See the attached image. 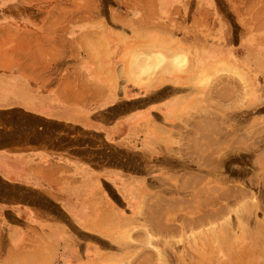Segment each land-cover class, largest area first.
I'll list each match as a JSON object with an SVG mask.
<instances>
[{"label":"crops","instance_id":"0c3cea01","mask_svg":"<svg viewBox=\"0 0 264 264\" xmlns=\"http://www.w3.org/2000/svg\"><path fill=\"white\" fill-rule=\"evenodd\" d=\"M149 1L164 22L177 15L181 22L186 8L195 7L196 15L209 17L211 24L233 26L223 35H213V41L197 53L194 62H188V70H184L185 60L180 66L183 73L157 78V71L132 82L119 75L120 69L128 70L126 64L121 68L119 57L128 45L152 41L139 35L126 40L120 35H68L73 58L70 80L93 89L89 96L85 92L78 97L58 90L34 91L0 76V264H70V250L81 262L88 257L87 250L101 258L94 247L70 240V225L97 237L123 232L125 224L122 227L120 223L131 219L138 206L134 200L139 181L124 169L116 153L132 148L140 135L144 143L155 144L156 136L165 134L168 124L196 130L204 117L218 123L219 109L225 102L220 104L218 92L207 81L219 72L233 74L242 85V95L233 97L228 84H235V77L226 78L227 91L223 87L222 95H231L227 105L233 102L229 108L222 106L226 119H234L235 106L241 103L237 112L242 113V134L251 125L264 134V36L246 28L254 23L249 15L260 7V0ZM252 14L255 18L257 12ZM37 36L51 41L49 46L58 44L55 35ZM88 41H96L110 54L109 59L102 54L94 60L100 70L95 78L83 67ZM209 50L211 60L222 63L208 70L204 63L209 59L202 54ZM77 53L81 55L78 64L74 60ZM252 73L257 89L251 96L246 83ZM17 79L25 85L23 79ZM248 95L249 101L243 103V96ZM239 96L245 99H237ZM107 97L111 101L102 104ZM242 259L243 264H264V251L252 249Z\"/></svg>","mask_w":264,"mask_h":264},{"label":"rangeland","instance_id":"374dc122","mask_svg":"<svg viewBox=\"0 0 264 264\" xmlns=\"http://www.w3.org/2000/svg\"><path fill=\"white\" fill-rule=\"evenodd\" d=\"M155 10L153 2L149 0H0V69L3 70L0 72V76L9 81L14 79L13 83H18L34 91L49 92L58 90L62 94L78 97H83L85 92L89 96V94L91 95L95 92L93 89L77 85L76 81L70 80V62H72L73 58H70V42H67L68 35H121L125 40L128 37L130 39L133 35H139L142 38L148 39L147 42L152 41L150 44L158 45L157 50L154 49L155 51L162 52L165 48H172L171 51L176 56L182 55L186 61L194 62L197 53L213 41V35H223L229 27L233 26L228 23L211 24L208 21L210 20L209 17L196 15L198 9L195 7L186 8V17L181 18V22H178V15L172 17L169 22H164L156 14ZM226 11L227 9L225 8L224 12ZM254 11L257 12L255 18L252 14ZM249 16L253 17L254 23L246 25V28L248 30L253 29V32L264 36V0H260V7L253 9ZM242 26L244 25H240V27ZM37 35H42V38H45L44 35H55L54 38L59 39L58 42H55L58 44L57 46L55 45L56 47L49 46L47 44L52 43L51 41L42 40ZM93 43H96V41H93ZM159 45L163 46L164 49H160ZM75 46L80 48L78 44ZM78 52L81 53V51ZM203 54H207L209 58L204 63L205 68H212L210 67V62L215 63V65L217 64L215 61L222 63L220 59L211 60V50ZM74 60L77 64L81 62V55L77 53ZM83 67L88 72L91 71L90 77L92 78L94 70L92 68L94 66L91 64ZM204 73L207 72L205 71L202 74ZM253 75L254 73H252L251 81L246 83V85H250L248 89L251 91V96L257 89V83L254 81ZM17 77L23 79L25 85ZM227 77L235 76L231 73L219 72L218 75L210 77V80L207 82L209 85L210 82L211 84L213 83L215 92H219V89L226 86ZM222 78L225 79L223 80ZM239 84L241 82L236 77L235 84H228L230 89L232 86L233 97H236V93L240 95V87L242 85L239 86ZM220 92L222 93V90ZM243 97L246 98L243 101H249V95ZM110 101L109 97H107L102 104L109 103ZM219 101L220 104L227 103V99H222V96ZM242 106L241 104L235 106L234 119H226V115L223 112L224 108L219 109L218 123L214 119L210 120L208 117V120L204 117L206 119H203L202 126L204 128L202 127V131L199 130L201 134L198 132L196 135L195 130L189 126L181 129V127L172 128L168 124L167 127L169 128L165 130V134L161 133L156 136L155 144L144 143L142 141L143 137L141 138L140 135L139 142L134 143L131 146L132 148H124L122 153L117 152V160L121 158L124 169L128 172H133L139 181L137 198L134 200L139 205L137 207L138 210L134 211L140 212L141 209V212L137 214L131 211L132 213L134 212L131 216L133 223L129 224L126 222L124 226L125 233L122 232L120 234L113 231L112 235H108L107 237L80 233L70 225V240L76 244L81 245L84 243L94 247L102 260L107 261L104 264H243L241 261L245 252H249L252 249L257 253L264 251V183H262L264 182V134L262 133L263 131L251 125L250 129H248L249 127H245V132L248 136L244 134L242 137L243 134L241 132L244 128L241 118L242 113L237 112ZM207 122L214 123L210 125L211 123L208 124ZM205 125L207 128L209 127V130L205 129ZM198 134L200 135L198 136ZM197 136L198 138H196ZM239 136L241 137L239 138ZM201 137L202 139H200ZM227 137L229 138L225 139ZM205 138L208 139L206 140ZM190 139L193 144L196 143L195 146L192 145ZM196 139L199 140L198 143L201 144L202 151H204L202 153L203 157L201 154L198 155L201 151H193L194 154L192 155L191 150L193 146L196 147L197 145ZM226 141H228V144ZM185 145L188 146L184 147ZM209 145H211L212 149ZM186 148L191 153L187 152ZM210 149L215 151H208ZM228 149L231 151L228 152ZM205 150L209 153L207 154ZM188 154L192 155L191 157H196L195 154L201 156L199 158L202 159L201 161L199 159L198 163H202L203 167L204 161H206V164L208 161H213L211 163L208 162L209 168L211 164H213V167L209 169L208 164L207 167L205 164L206 168L200 165L198 168L196 163L193 162V164L191 162V159L195 157L190 159ZM207 157H210L211 160H208L209 158ZM215 157L217 158L216 160ZM220 158L222 162L219 160ZM179 160L185 161L188 167L178 166ZM215 161H217V164H215ZM217 166L220 168L218 169ZM201 173H203V178L206 177L205 180H202ZM208 173L213 177L207 176ZM224 176L227 177V180ZM228 179L231 182L228 183ZM224 180L226 181L224 182ZM197 181L203 182L201 183L202 186L203 184H206L207 187L211 185L217 186V188L215 187L217 191L214 197L216 199L213 202L214 205H217H213V209H217L218 213L214 211L215 214L212 219V225L214 224V226H210L208 224L209 221L206 222V211L210 207V205L205 206V204H209L206 199L207 195L202 196L205 203L201 199L203 208L200 209L205 212V214L202 212L204 220L198 223V226L196 222L195 224L193 223V217L202 218L200 210L199 213H196L198 212V210H195L196 200L193 199L194 203L191 202L193 201L191 195L195 189L193 186L198 183ZM209 181H213V183L207 185ZM228 186H232L233 189L230 190V187L228 191L226 190L228 193H224V189L228 188ZM239 187L240 189H238ZM243 191L246 193L245 196H243ZM220 192L221 196H223L222 198L219 196ZM235 194L237 196L234 197ZM158 197H161L159 198L161 200ZM224 197L226 199L229 197V200L224 199ZM246 199L250 200V202ZM227 203L230 204V207ZM222 209L223 211H221ZM144 211L148 213H144ZM187 211L189 212L186 213ZM163 212L165 217L162 215ZM141 213L143 218L140 217L142 216ZM146 213L149 214V218H153L149 219ZM216 214L221 218L219 219ZM145 216L151 222L147 221ZM156 222L160 225H157ZM204 222L207 224H202ZM158 226H161V229ZM149 227L151 230L153 228L155 230L158 229L156 231L153 229V234H151V230L147 234ZM211 227H214L215 230ZM159 230L162 231L159 233ZM209 230L213 231L210 232ZM131 232L134 233L132 234ZM126 233H129L127 239L124 237ZM143 233L145 234V239ZM155 233L156 236H154ZM113 234H115L114 238ZM70 253L73 252L70 250ZM142 253L144 256L141 255ZM142 256L144 259L141 258ZM85 262L86 260L80 261L81 264H86Z\"/></svg>","mask_w":264,"mask_h":264},{"label":"bare ground","instance_id":"6f19581e","mask_svg":"<svg viewBox=\"0 0 264 264\" xmlns=\"http://www.w3.org/2000/svg\"><path fill=\"white\" fill-rule=\"evenodd\" d=\"M262 13V12H261ZM147 32V31H146ZM150 32V31H149ZM104 33V32H103ZM145 33V32H144ZM135 34V33H134ZM121 36V35H120ZM138 36V35H137ZM136 36V37H137ZM135 37V38H136ZM140 37V36H139ZM122 38V37H121ZM141 38V37H140ZM143 39V38H142ZM124 40V39H123ZM136 40V39H135ZM124 42V41H123ZM126 42V41H125ZM140 42V41H139ZM143 42V41H142ZM128 43V42H127ZM101 44V43H100ZM132 44V43H131ZM163 45V44H162ZM101 45H99V44H97V43H93V42H88L87 43V47H84V48H86V57H87V60H86V63L84 64V66L85 67H87V66H89V65H93L94 66V64H93V62H94V60H96L97 58H100L101 57V55L103 54V56H105V57H108V59H109V56L108 55H110V54H108V50L106 51V50H102L101 49V47H100ZM158 46V45H157ZM157 46H155L154 44H150V43H146V44H139V43H135V44H132V45H128L126 48H125V51L123 52V54L119 57L120 59H121V61H123L122 63V66H121V68H124V65L126 64V66H127V68L126 69H128L127 71L125 70V68L123 69V70H119V75L121 76H123L124 77V80H125V82H129V81H135V80H138V79H141V78H143V77H149V76H152V75H155V74H153V73H155V72H157V71H159L157 74H158V76H157V78H160L162 75H165V74H170V73H174V72H180L181 71V69H180V66L181 65H183L182 63H184V61H185V57H181V56H176V54H173L172 53V51H171V49H169V48H165L164 49V47L163 46H161V45H159V47H160V49H164V51H155L154 49H156L157 48ZM166 46V45H165ZM102 50V51H101ZM172 53V54H171ZM203 56H205V57H207V54H203ZM187 57V56H186ZM208 58V57H207ZM209 59V58H208ZM189 62V60L187 61V62H185V64L186 63H188ZM216 63H220V62H218V61H215ZM98 63V62H97ZM96 63V64H97ZM95 64V65H96ZM210 64V67H213V66H215V63H209ZM121 65V64H120ZM100 66V65H99ZM187 66H191L189 63L187 64V65H185V69L184 70H188L189 69V67L187 68ZM118 68V67H117ZM183 68H184V66H183ZM219 68V67H218ZM92 69H94L93 70V73H92V78H95L98 74H99V72H100V70H99V68H97L96 66H94ZM101 69V68H100ZM180 69V70H179ZM208 69V68H207ZM118 70V69H117ZM209 70V69H208ZM218 70V69H217ZM216 70V71H217ZM99 71V72H98ZM180 73H183V71L182 72H180ZM185 73V72H184ZM213 74V73H212ZM118 75V76H119ZM99 76V75H98ZM117 76V77H118ZM141 76V77H140ZM215 76V75H214ZM154 77V76H153ZM202 78V77H201ZM203 79V78H202ZM120 80V79H119ZM204 80V79H203ZM202 80V81H203ZM210 79H208V81H209ZM107 81H108V78H107ZM110 81V80H109ZM112 81V80H111ZM205 81V80H204ZM213 82V81H212ZM124 83V82H123ZM151 83V82H150ZM120 84H121V82H120ZM200 84V83H199ZM211 84V83H210ZM111 85H113L112 83H110V86ZM153 85V84H152ZM212 85H213V83H212ZM108 86V85H107ZM121 87V86H120ZM227 87V86H226ZM226 87H225V89H226ZM205 88H206V86H205ZM221 88V87H220ZM241 88V87H240ZM243 88H244V86H243ZM179 89V88H178ZM212 89V88H211ZM231 89H232V86H231ZM230 89V90H231ZM109 90H111V88L109 89ZM172 90V89H171ZM180 90V89H179ZM218 90V89H217ZM220 91L221 90H223L222 88L221 89H219ZM167 91H168V89H167ZM173 91V90H172ZM176 91V90H175ZM219 91V92H220ZM227 91V89L225 90V92ZM238 91V90H237ZM242 91V90H241ZM206 92V91H205ZM204 92V93H205ZM218 92V91H217ZM218 92V93H219ZM234 92V91H233ZM175 93V92H174ZM207 93V92H206ZM221 93V92H220ZM230 93H232V92H230ZM162 94V93H161ZM176 94V93H175ZM222 94V93H221ZM220 94V95H221ZM234 94V93H233ZM237 94V93H236ZM244 94V93H243ZM199 95V94H198ZM220 95H217V96H220ZM227 95H229L228 93H227ZM241 95H242V93H241ZM211 97H212V95H210ZM221 96H224V95H221ZM220 96V97H221ZM226 96V95H225ZM225 96L224 97H222V98H225ZM231 96V95H230ZM230 96L228 97L227 96V98L226 99H228V98H230ZM238 96V95H237ZM199 97V96H198ZM202 97V96H201ZM205 97H207L206 96V94H205ZM209 97V96H208ZM195 98L197 99V97L195 96ZM219 98V97H218ZM233 98V97H232ZM240 99H245V98H241V97H239ZM202 99V98H201ZM208 99V98H207ZM220 99V98H219ZM235 99V98H234ZM233 99V100H234ZM238 99V98H237ZM229 100V99H228ZM197 101V100H196ZM199 101H200V99H199ZM215 101V100H214ZM231 101V100H230ZM239 101V100H238ZM218 102V101H217ZM229 102V101H228ZM236 101H234V103H235ZM216 103V102H215ZM214 103V104H215ZM219 103V102H218ZM217 103V104H218ZM243 103H244V101H243ZM231 104H233V102H231V103H229V105H231ZM241 104V103H240ZM224 105V104H223ZM223 105H221V108H222V106ZM225 105H227V104H225ZM224 105V106H225ZM229 105H227V107L229 108V107H231V106H229ZM235 105V104H234ZM218 106V105H217ZM220 106V105H219ZM233 106V105H232ZM197 109V108H196ZM206 110H209L208 108L206 109ZM188 111V110H187ZM213 112V111H212ZM195 113V112H194ZM193 113V114H194ZM188 115V114H187ZM195 115V114H194ZM190 116H192L191 114H190ZM196 116V118H197V115H195ZM185 118V117H184ZM190 118V117H189ZM195 118V119H196ZM192 119V118H191ZM201 119V118H200ZM205 119V118H204ZM206 119H208V118H206ZM205 119V120H206ZM204 120V121H205ZM209 120V119H208ZM207 120V121H208ZM211 120V119H210ZM213 120V119H212ZM188 121V120H187ZM200 121V120H199ZM201 121H203L202 119H201ZM214 121H216V120H214ZM196 123H198V121H196ZM203 123V122H202ZM205 123H206V121H205ZM208 124L209 123H211V122H207ZM212 123H214V122H212ZM210 124V125H213V124ZM216 124V123H215ZM186 125V124H185ZM193 125V124H192ZM191 125V126H192ZM209 125V126H210ZM196 126V125H195ZM206 126V125H205ZM197 127H201V129L200 128H198V129H200V131H202V125L201 126H197ZM197 127H196V130H198L197 129ZM194 128V127H193ZM204 128V127H203ZM209 128V127H208ZM207 128V126H206V128L205 129H208ZM210 128H211V126H210ZM214 128H215V126H214ZM196 130H195V133H196V135H197V132H196ZM209 130V129H208ZM207 130V131H208ZM217 130V129H216ZM233 130V129H232ZM187 131V130H186ZM199 131V133L201 134V132ZM206 131V132H207ZM212 132V131H211ZM217 132V131H216ZM242 133V132H241ZM255 133V132H254ZM184 134V133H183ZM200 134H198V136L200 135ZM204 134V133H203ZM212 134V133H211ZM214 134H215V130H214ZM189 135V134H188ZM190 135H192V134H190ZM194 135V134H193ZM209 135V134H208ZM245 135H247V134H245ZM179 136V135H178ZM185 136H187V135H185ZM198 136L196 137V138H198ZM206 136V135H205ZM217 136V135H216ZM244 135H242V137H243ZM248 136V135H247ZM40 137V136H39ZM184 137V136H183ZM218 137V136H217ZM241 136H239V138H240ZM246 137V136H245ZM174 138V137H173ZM203 138H204V136H203ZM211 138V137H210ZM229 137H227V138H225V139H228ZM189 139V138H188ZM200 139H202V137L200 138ZM206 140L208 139V138H205ZM212 139V138H211ZM210 139V140H211ZM249 139V138H248ZM187 140V139H186ZM206 140H204V141H206ZM215 140V139H214ZM218 140V139H217ZM231 140V139H230ZM195 141V140H194ZM190 142L192 143V141H191V139H190ZM195 142H197V145H196V147H194L195 146V144H193L192 143V145H194L193 146V148H192V150H191V147H190V150L192 151V155L194 154V152L193 151H197V152H200V153H198V155L199 154H201L202 155V153L204 152V151H202L203 149H202V147H201V144H199L198 142H199V140L198 139H196V141ZM211 142V141H210ZM210 142H209V144H210ZM227 142V144H228V141H226ZM260 142V141H259ZM202 143V142H201ZM220 143V142H219ZM223 143V142H222ZM205 145V147H206V143L204 144ZM256 145H257V143H256ZM186 146H188V145H185L184 147H186ZM190 146V145H189ZM203 146V145H202ZM211 145H209V147H210ZM218 146V145H217ZM230 146V145H229ZM251 146V145H250ZM254 146V145H253ZM222 147V146H221ZM249 147V146H248ZM211 148V147H210ZM225 148V147H224ZM234 148V147H233ZM187 149V148H186ZM205 149V148H204ZM207 149V148H206ZM212 149V148H211ZM208 150V151H215V150ZM221 149V148H220ZM235 149V148H234ZM177 150V149H176ZM235 150H237V149H235ZM241 150V149H240ZM206 151V150H205ZM231 151V150H230ZM229 151V149H228V152H230ZM242 151V150H241ZM248 151V150H247ZM250 151V150H249ZM133 152V151H132ZM187 152H190V151H188V149H187ZM182 153V152H181ZM191 153V152H190ZM196 153V152H195ZM206 153H207V151H206ZM205 153V154H206ZM209 153V152H208ZM207 153V154H208ZM178 154V153H177ZM176 154V155H177ZM218 154V153H217ZM228 154V153H227ZM226 154V155H227ZM240 154V153H239ZM130 155V154H129ZM189 155V154H188ZM192 155H189V158L191 159V158H193V157H195V156H193V157H191ZM196 155V157H197V159H196V157L194 158V159H191V162L193 163H196V165H197V167L199 168V165L200 166H202L203 167V165H201V164H199L198 163V160L200 159L199 157H201V156H198L197 154H195ZM214 155H216V154H214ZM229 155V154H228ZM184 156V155H183ZM182 156V157H183ZM204 155H202V157H203ZM207 156V155H206ZM209 156V155H208ZM186 157V156H185ZM224 157H225V155H224ZM181 158V157H180ZM207 158H209L208 160H211L210 159V157H207ZM212 158V157H211ZM159 159V158H158ZM182 159V158H181ZM185 159V158H184ZM189 159V160H190ZM202 159V158H201ZM201 159H200V161H201ZM217 158L215 157V160H216ZM226 159H227V157H226ZM165 160H166V158H165ZM183 160V159H182ZM186 160V159H185ZM193 160V161H192ZM203 160H204V158H203ZM205 160H207V159H205ZM213 160H214V157H213ZM220 161H221V158L219 159ZM230 160V159H229ZM259 160V159H258ZM257 160V161H258ZM171 161V160H170ZM163 162V161H162ZM205 162V163H204ZM203 162V164H204V167L203 168H206L207 167V164H208V168H209V163H211V162H213V161H211V162H207V164H206V161H204ZM216 162V163H215ZM214 163L215 164H217V161H215ZM222 162V161H221ZM236 162V161H235ZM262 162V161H261ZM174 163H175V161H174ZM177 163V162H176ZM193 163V164H194ZM179 164V165H178ZM178 166H185V167H188V164L187 163H185V161H178ZM191 164V163H190ZM205 164H206V167H205ZM263 164V163H262ZM213 164H211V167H213L212 166ZM220 165V164H219ZM257 165V164H256ZM192 166V165H191ZM262 166V165H261ZM195 167V166H194ZM211 167L209 168V169H211ZM214 167H215V165H214ZM223 167H224V165H223ZM233 167V166H232ZM260 167V166H259ZM217 168H218V166H217ZM220 168V167H219ZM218 168V169H219ZM262 168V167H261ZM209 169H208V171H209ZM194 170V169H193ZM215 170V169H214ZM207 171V172H208ZM212 171V170H211ZM219 172V171H218ZM217 172V173H218ZM231 172V171H230ZM262 172V171H261ZM212 173V172H211ZM214 173V172H213ZM221 173H222V171H221ZM236 173V172H235ZM242 173V172H241ZM202 174V178H203V173H201ZM210 173H208V175L207 176H210L211 177V174L209 175ZM215 174V173H214ZM218 174H220V173H218ZM245 174V173H244ZM196 176H199V175H197V174H195ZM206 175V174H205ZM221 175V174H220ZM219 175V176H220ZM193 176V175H192ZM214 176H217V175H214ZM222 176V175H221ZM230 176V175H229ZM228 176V178L230 179V177ZM200 177V176H199ZM213 177V176H212ZM211 177V178H212ZM225 177V176H224ZM233 177V176H232ZM240 177V176H239ZM263 177V176H262ZM196 178V177H195ZM205 178L206 177H204L202 180H205ZM217 178V177H216ZM219 179H220V177H218ZM222 179H223V177H221ZM227 177H225V179H226ZM259 178H260V176H259ZM194 179V178H193ZM192 179V180H193ZM199 179V178H198ZM229 179H228V183L229 182H231V181H229ZM177 180H179V179H177ZM201 179H200V181H202ZM209 180V179H208ZM207 180V181H208ZM217 180V179H216ZM227 180V179H226ZM226 180H224V182L226 181ZM260 180V179H259ZM195 181V180H194ZM200 181H197L198 183H196V185L195 186H193L195 189H194V191L192 192V195H191V197H192V200L194 199V200H196L195 202H197V204L195 205L196 206V208H195V210L197 211L198 210V212H196V213H199V210L201 211L202 209H200V208H203V206L201 205V204H203L202 203V201H201V199H202V196L203 195H207L206 196V199L208 200V203L209 204H205V206H208V205H210V207H208V211H206L207 212V218H206V222H208V224L210 225V226H214V224L212 225V223H213V221H212V219H213V216H214V214H215V212L214 211H216L217 212V209H213V205H214V201H215V199H214V197H215V195H216V188H217V186H215V185H211V186H206V184H203V186H202V184L201 183H203V182H200ZM233 181V180H232ZM251 181V180H250ZM180 182V181H179ZM219 182H220V180H219ZM257 182V181H256ZM255 182V183H256ZM153 183V182H152ZM183 183V182H182ZM213 183V181H209L208 183H207V185L209 184H212ZM222 183V182H221ZM220 183V184H221ZM262 183H264V182H262ZM195 184V183H194ZM199 184V185H198ZM224 184V183H223ZM156 185V184H155ZM189 185V184H188ZM205 185V186H204ZM225 185V184H224ZM262 185V184H261ZM172 186V185H171ZM170 186V187H171ZM196 186H198L197 188H196ZM243 186V185H242ZM216 187V188H215ZM231 187V188H230ZM261 187V186H260ZM188 188V187H187ZM230 188V190H232L233 188H232V186H228V188H226V189H224L225 190V192L224 193H228V192H226V190L228 191V189ZM219 189V188H218ZM223 189V188H222ZM235 189H237V188H235ZM238 189H240V187L238 188ZM230 190H229V192H230ZM242 190H244V189H242ZM242 190H240V191H242ZM219 191V190H218ZM235 191V190H234ZM238 191V190H237ZM234 193V192H233ZM236 193V192H235ZM243 193H244V191H243ZM242 192H241V194H243ZM219 194V193H218ZM161 195V194H160ZM233 195V194H232ZM246 195V193H244V195L243 196H245ZM156 196V195H155ZM159 196V195H158ZM221 198L223 197V196H221V192H220V195H219ZM225 196V195H224ZM235 196H237L236 194L234 195V197ZM227 197V196H226ZM159 198H161V197H158V199ZM163 198V197H162ZM204 198V197H203ZM218 198V197H217ZM229 198V197H228ZM227 198V199H228ZM141 199V198H140ZM143 199V198H142ZM152 199V198H151ZM157 199V200H158ZM179 199V198H178ZM224 199H226L225 197H224ZM226 199V200H227ZM235 200H236V198H234ZM251 199V198H250ZM159 200H161V199H159ZM158 200V201H159ZM194 200L193 201H191V202H193L194 203ZM203 200V199H202ZM207 200H206V202H207ZM229 200V199H228ZM233 200V199H232ZM246 200H248V199H246ZM156 201V200H155ZM163 201V200H162ZM249 202H250V200H248ZM100 202V201H99ZM141 202V201H140ZM144 202V201H143ZM153 202H154V200H153ZM171 202V201H170ZM203 202H204V200H203ZM229 202V201H228ZM242 202V201H241ZM145 203V202H144ZM147 203H149L148 201H147ZM205 203V202H204ZM230 203V202H229ZM229 203H227V205L229 206L230 204ZM232 203V202H231ZM158 204V203H157ZM160 204V203H159ZM162 204V203H161ZM172 204V203H171ZM236 204V203H235ZM137 205H139V204H137ZM193 205V204H192ZM217 204H215L214 206H216ZM253 205H254V203H253ZM150 206V205H149ZM152 206V205H151ZM156 206V205H155ZM169 206V205H168ZM204 206V208H206ZM222 206V205H221ZM239 206V205H238ZM252 206V205H251ZM138 207V206H137ZM172 207H173V205H172ZM190 207V206H189ZM230 207V206H229ZM255 207V206H254ZM253 207V208H254ZM140 208H142V207H140ZM148 208V207H147ZM150 208V207H149ZM161 208V207H160ZM221 208V207H220ZM223 208V207H222ZM152 209V208H151ZM224 209V208H223ZM223 209L221 210V211H223ZM226 209V208H225ZM252 209V208H251ZM138 210V209H137ZM153 210V209H152ZM160 210V209H159ZM161 210H162V208H161ZM164 210V209H163ZM204 210V209H203ZM148 211V210H147ZM147 211H144V213L145 212H147ZM151 211V210H150ZM155 211V210H154ZM167 211H168V209H167ZM224 211H227V210H224ZM137 214L138 213H140L141 212V209H140V212L138 211H135ZM160 212V211H159ZM164 212H165V210H164ZM164 212H163V214L162 215H164ZM189 211H187L186 213H188ZM191 212V211H190ZM202 212H204V211H201V215H202ZM148 213V212H147ZM146 213V214H147ZM151 213V212H150ZM158 213V212H157ZM218 213V212H217ZM223 213V212H222ZM224 213H226V212H224ZM204 214H205V212H204ZM203 214V215H204ZM141 215H142V213H141ZM153 215V214H152ZM200 215V216H201ZM203 215H202V218L201 217H197V218H194L193 217V223L195 224V222H196V225L198 224V223H201L203 220H204V218H203ZM217 215V214H216ZM149 216V214H147V217ZM150 216H151V214H150ZM154 216V215H153ZM159 216V215H158ZM197 216H198V214H197ZM218 216V215H217ZM140 217H142L143 218V215L142 216H140ZM139 217V218H140ZM146 217V216H145ZM146 217V218H147ZM157 217V216H156ZM164 217H165V215H164ZM149 218V217H148ZM148 218H147V221H150V220H148ZM151 218H153V217H151ZM151 218H149V219H151ZM218 218H219V216H218ZM221 218V217H220ZM219 218V219H220ZM113 219V218H112ZM164 219V218H163ZM162 219V220H163ZM189 219V218H188ZM152 220H154V219H152ZM157 220V219H156ZM185 220V219H184ZM190 220V219H189ZM147 221H146V223H147ZM158 221V220H157ZM221 221V220H220ZM127 222L130 224L131 222H132V219H128L127 220ZM140 222V221H139ZM151 222V221H150ZM149 222V223H150ZM155 222V221H154ZM164 222V221H163ZM168 222V221H167ZM184 222H186V221H184ZM206 222H204V223H202V224H207ZM133 223V222H132ZM131 223V224H132ZM145 223V224H146ZM152 223H153V221H152ZM151 223V224H152ZM165 223V222H164ZM126 225V223H120V225L123 227V225ZM143 225H144V223H142ZM156 224H157V222H156ZM155 224V225H156ZM85 225V224H84ZM117 225V224H116ZM124 225V226H125ZM150 225V224H149ZM154 225V224H153ZM157 225H160L159 223L157 224ZM157 225H156V227H157ZM165 225V224H164ZM167 225H168V223H167ZM189 225V224H188ZM208 225V226H209ZM118 226V225H117ZM183 226V225H182ZM198 226V225H197ZM204 226V225H203ZM209 226V227H210ZM111 227V226H110ZM144 227V226H143ZM146 227V226H145ZM161 226H158V228H160ZM164 227V226H163ZM192 227H193V225H192ZM118 228V227H117ZM120 228V227H119ZM135 228V227H134ZM157 228V229H158ZM184 228V227H183ZM199 228V227H198ZM212 228V227H211ZM214 228V227H213ZM212 228V229H213ZM145 229V228H144ZM147 229V228H146ZM149 230H147L148 231V233L147 234H149V231L151 230L150 229V227L148 228ZM154 230H155V228H153ZM152 229V230H153ZM156 229V230H157ZM161 229V228H160ZM118 230V229H117ZM122 230V229H121ZM120 230V231H121ZM127 230V229H126ZM130 230V229H129ZM151 230V231H152ZM155 230V231H156ZM169 230V229H168ZM172 230V229H171ZM178 230V229H177ZM214 230H215V228H214ZM123 231V233H125L126 231L123 229L122 230ZM132 231V230H131ZM154 231V232H155ZM160 231H162V230H159L158 232L160 233ZM210 232H212L213 230H209ZM141 232V231H140ZM143 232V231H142ZM164 232V231H163ZM176 232V231H175ZM132 233V232H131ZM134 233V232H133ZM132 233V234H133ZM144 233H146L145 231H144ZM143 233V237H144V239H145V234ZM151 233V232H150ZM121 234V233H120ZM129 234V233H128ZM127 233H126V236L124 235V237H126V239H127V235H128ZM136 234H138V233H136ZM135 234V235H136ZM146 234V235H147ZM151 234H153V231H152V233ZM175 234V233H174ZM208 234V233H207ZM211 234V233H210ZM162 235V234H161ZM200 235V234H199ZM212 235V234H211ZM210 235V236H211ZM129 236V235H128ZM137 236V235H136ZM148 236V235H147ZM154 236H156V233L154 234ZM176 236H177V234H176ZM175 236V237H176ZM207 236V235H206ZM209 236V235H208ZM209 236V237H210ZM135 237V236H134ZM138 237V236H137ZM140 237V236H139ZM153 237V236H152ZM212 237V236H211ZM119 238V237H118ZM132 238V237H131ZM141 238V237H140ZM139 238V239H140ZM154 238V237H153ZM157 238V237H156ZM159 238H161V237H159ZM162 238H163V236H162ZM173 238V237H172ZM177 238V237H176ZM130 239V238H129ZM210 239V238H209ZM228 239V238H227ZM132 240V239H131ZM142 240V239H141ZM210 240H212V239H210ZM209 240V241H210ZM120 241V240H119ZM167 241V240H166ZM141 242V241H140ZM166 243V242H165ZM167 244V243H166ZM205 244H206V242H205ZM111 246V245H110ZM114 246V245H113ZM166 246V245H165ZM174 247V246H173ZM115 248V247H114ZM113 248V249H114ZM117 249V248H116ZM143 249V248H142ZM149 249V248H148ZM214 249V248H213ZM139 250V249H138ZM151 250V249H150ZM149 250V251H150ZM154 250V249H153ZM148 251V252H149ZM197 251H199V250H197ZM136 252V251H135ZM142 252V251H141ZM146 252V251H145ZM196 252V251H195ZM200 252V251H199ZM157 253V252H156ZM213 253V252H212ZM86 254H87V256L88 257H86V255H85V257H86V264H104V263H107V261L105 260H102L101 258H97L96 256H93V253H92V251L91 250H87L86 251ZM145 254V253H144ZM152 254V253H151ZM70 264H81L80 263V261H79V258L74 254V253H70ZM136 255H138V254H136ZM141 255H143V253L141 254ZM148 255V254H147ZM156 255V254H155ZM160 255H161V253H160ZM163 255V254H162ZM132 256H133V254H132ZM144 256V255H143ZM143 256L141 257V258H143ZM152 257V256H151ZM130 258V257H129ZM141 258H139V259H141ZM155 258V257H154ZM156 258H158V257H156ZM239 258V257H238ZM241 258V257H240ZM122 259V258H121ZM120 259V260H121ZM134 259V258H133ZM144 259V258H143ZM151 259V258H150ZM129 260V259H128ZM127 260V261H128ZM136 261H138V260H136ZM130 262H131V260H130ZM140 262V261H139ZM138 262V263H139ZM238 262H240L239 260H238ZM243 262V260L241 261V263ZM129 263V262H128ZM141 263H143V262H141ZM145 263V262H144ZM147 263V262H146ZM158 263V262H157ZM27 264V263H26ZM134 264V263H133ZM140 264V263H139Z\"/></svg>","mask_w":264,"mask_h":264}]
</instances>
